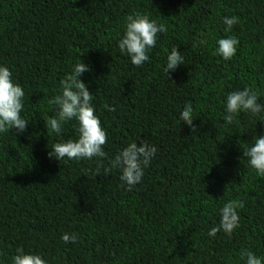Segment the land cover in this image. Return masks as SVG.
<instances>
[{"label": "trees", "instance_id": "obj_1", "mask_svg": "<svg viewBox=\"0 0 264 264\" xmlns=\"http://www.w3.org/2000/svg\"><path fill=\"white\" fill-rule=\"evenodd\" d=\"M133 10L167 26L141 66L116 48ZM225 15L239 18L229 33ZM224 35L238 38L230 60L214 53ZM172 46L184 60L167 76ZM78 59L89 65L80 79L107 134L101 162L47 154L76 136L74 121L59 136L45 122ZM0 64L23 87L29 120L23 133L0 134V264L18 247L48 264H244L241 249L264 256V177L242 157L264 121L241 113L221 127L227 92L247 86L264 104V0H0ZM186 102L194 130L178 119ZM136 139L157 152L126 191L119 171L105 168ZM229 199L240 205L239 227L208 237ZM65 232L77 240L61 241Z\"/></svg>", "mask_w": 264, "mask_h": 264}, {"label": "clouds", "instance_id": "obj_2", "mask_svg": "<svg viewBox=\"0 0 264 264\" xmlns=\"http://www.w3.org/2000/svg\"><path fill=\"white\" fill-rule=\"evenodd\" d=\"M238 22L239 18L236 15L223 16V32L229 33L232 26ZM166 31L167 26L164 23H158L147 13L133 10L124 17L122 34L116 42V48L122 55L129 58L131 65L141 66L149 60L148 52L156 46L158 34ZM198 43H207L203 33ZM237 45L236 36H219L215 40L214 53L224 60H230L237 50ZM183 60L177 46H172L170 50H166V62L162 71L168 76L170 72L183 65ZM89 70V65L78 59L59 81L57 93L48 100V104L55 108V114L45 122L48 131L59 136L66 122L74 121L75 123V139H61L53 143L47 153L49 157L57 161L96 158L97 162H101V158L107 155L103 149L107 134L101 126L99 116L95 114L92 103L94 95L80 79L82 74ZM24 98L23 87L13 79L9 68L0 64V134L25 131L29 120L23 115ZM258 98H262L260 93L247 86L227 92L222 101L221 127L233 125L241 113H246L259 122L264 121V104L259 103ZM178 119L190 126V130L195 129L191 102L184 104ZM136 141L137 139L129 141L126 146L117 150L111 158H108V166L105 168L106 172L109 169L119 171V180L126 191L133 190L141 182L145 169L157 152L155 145L144 139L139 141V145ZM242 157L246 158L247 165L256 176L264 177V128L258 136L253 135L251 142L244 144ZM239 206L236 200L224 201L218 208V223L208 229L207 236L214 237L218 231L231 235L234 229L239 227L240 216L237 212ZM77 238L76 233L65 232L60 236V240L65 243L75 242ZM240 258L244 264H264V256H258L249 249H241ZM10 264H48V261L38 252H25L18 247L15 254L10 257Z\"/></svg>", "mask_w": 264, "mask_h": 264}]
</instances>
